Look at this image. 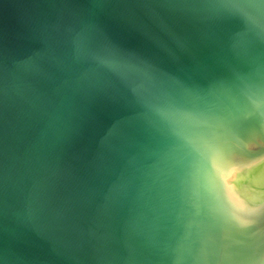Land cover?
<instances>
[{"label": "water", "instance_id": "obj_1", "mask_svg": "<svg viewBox=\"0 0 264 264\" xmlns=\"http://www.w3.org/2000/svg\"><path fill=\"white\" fill-rule=\"evenodd\" d=\"M0 264H264V0H0Z\"/></svg>", "mask_w": 264, "mask_h": 264}]
</instances>
